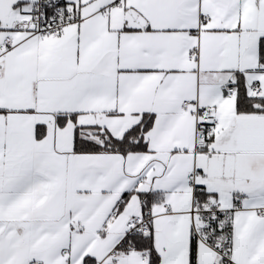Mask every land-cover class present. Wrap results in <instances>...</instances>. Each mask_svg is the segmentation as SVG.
<instances>
[{
	"label": "snow or ice",
	"instance_id": "6c2138e0",
	"mask_svg": "<svg viewBox=\"0 0 264 264\" xmlns=\"http://www.w3.org/2000/svg\"><path fill=\"white\" fill-rule=\"evenodd\" d=\"M0 264H264V0H0Z\"/></svg>",
	"mask_w": 264,
	"mask_h": 264
}]
</instances>
